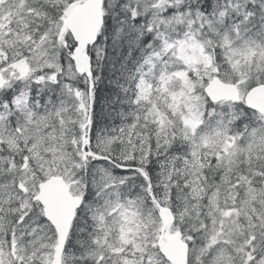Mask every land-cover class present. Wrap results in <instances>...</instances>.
<instances>
[{
	"label": "rangeland",
	"instance_id": "obj_1",
	"mask_svg": "<svg viewBox=\"0 0 264 264\" xmlns=\"http://www.w3.org/2000/svg\"><path fill=\"white\" fill-rule=\"evenodd\" d=\"M36 1L0 0V75L11 91L10 104L0 106L7 114L0 120V166L7 163L9 171L16 168L18 188L16 200L9 188L6 196L0 193L4 204L0 264L50 263L54 231L33 197L38 184L51 177L62 178L77 197L85 196L87 184L93 187L83 211L89 221L81 215L79 222L91 227L97 251H80V260L168 264L157 246L161 225L147 184L131 168L119 169L103 159L86 163L87 82L74 72L69 57L72 42L63 19L47 21L38 4L50 0ZM51 1L66 8L82 0ZM148 1L147 27L153 28L160 50L150 51L135 72L136 103L145 106L160 149L175 136L187 147L184 155L165 159L167 173L163 164L157 171L159 182L180 185L189 201L186 209L175 204L172 232L182 224L191 236L193 262L238 264L243 247L255 251L264 238V211L259 208L264 186V120L248 113L236 122L233 106L214 107L203 88L217 76L237 86L243 96L247 78L258 83L264 75V0H213L210 13L205 14L198 0L190 4V0ZM253 3L258 5V18L245 26ZM109 47L120 53L117 47ZM92 50L99 55L98 47ZM21 64L28 66L27 76L21 77L16 70ZM31 83L38 84V105L33 110L26 92ZM41 86L46 87L43 93ZM98 136L102 140L93 142V150L99 153L112 149L118 140L115 134L106 137L98 132ZM5 150L17 159L4 155ZM83 166L88 168L84 176ZM167 197L165 192V205ZM202 213L210 239L206 245L191 233ZM239 218L246 237L240 235ZM65 255L64 262L71 259Z\"/></svg>",
	"mask_w": 264,
	"mask_h": 264
},
{
	"label": "trees",
	"instance_id": "obj_2",
	"mask_svg": "<svg viewBox=\"0 0 264 264\" xmlns=\"http://www.w3.org/2000/svg\"><path fill=\"white\" fill-rule=\"evenodd\" d=\"M41 1L43 0H38V3ZM108 2L109 4L103 14L106 34L103 36L101 32L98 36L99 55L96 56V60L94 59L96 69L93 72L95 87L90 111V139L95 142L101 141L102 139L99 140L98 132H102L103 136L106 137L111 136V134L118 136V140L115 141L116 144L113 145V148H108L107 152H104L102 155L109 158L116 167L132 168L140 180H142V177L138 173V170L143 171L151 183L152 196L159 204L163 205L161 200H163L162 198L166 192V195H168L166 206L172 211L175 210V204L182 205L186 209L188 207H186V204L189 201L184 188L182 189L180 185L179 187L163 185L158 181L159 177L157 174V171H160L161 164L165 166L162 168L164 173L169 171L170 168H166L169 165L165 159L172 161L175 156L185 154L187 149L186 142L180 136H175L173 139H169L166 142L167 144L160 149L154 128L145 118L144 109L135 105L134 101L136 86L132 78L133 73L144 56L148 52L155 50L157 46V41L152 37L153 28H150L151 31H149L147 27L146 16L148 14L149 3L147 0H108ZM199 2L203 7V12H207V7L209 8L208 0H199ZM257 6V3H253L248 8L250 16L245 23L248 26L255 24L258 18ZM38 11H41L44 15L43 17L48 21L50 19L59 20L62 9L55 3L47 1L40 3V5L38 4ZM44 22L42 21L41 23ZM115 23L116 25H114ZM107 32L109 33V37L106 39ZM115 36L117 37L115 38ZM109 46L117 47L120 53H116L115 49L110 50ZM105 47H108L107 50ZM72 49L73 47L69 48V55ZM60 51H64V48L60 47ZM261 78V82L264 83V75ZM246 84L248 87H252L255 82L252 78L248 77ZM26 89L29 95V109L32 110L34 106L38 105V84L31 83L27 85ZM10 92L7 88L0 90V106L10 104ZM40 93H43V89L40 90ZM233 107L236 108L233 116L236 122H239L248 114V111L241 107L240 104H234ZM2 108L0 107V119L6 115ZM176 143L177 145H175ZM4 155L17 159V156L8 150H5ZM91 161V158H86V162L90 163ZM173 170H175V167H173ZM86 171L87 167H85L84 175L87 173ZM16 174L17 170L15 167L9 171L7 163L0 166V190L2 187L8 185L7 188L10 189L14 197L17 196L16 192H18L15 182L17 178ZM90 189H93V187L87 184L84 196L85 204L89 201L90 197H88V193H91ZM262 191L263 203L259 208H262L264 211V186L262 187ZM181 197L185 200H181ZM200 207L201 210L204 209L202 203ZM83 211L84 209H81L77 212V217L65 249L70 257L75 258H73V262L67 260L65 264H89L85 259L80 260V251L84 249H90L89 251H91L96 247L92 230L85 227V224L84 226H80L79 220L81 215H83ZM185 213L186 215L189 214L187 210ZM83 216L88 220L87 214ZM205 217L204 213L199 215L196 224H194L195 230L191 232L192 238L202 245L208 244L210 240ZM241 221L242 219L239 218L238 227L242 231L240 235L246 237L247 232L243 229ZM180 229L182 231V224L180 225ZM188 235L186 232L185 236ZM243 249L242 259L238 264H262L264 260V239L256 251H251L250 247H243ZM189 264L199 263L189 261Z\"/></svg>",
	"mask_w": 264,
	"mask_h": 264
},
{
	"label": "water",
	"instance_id": "obj_3",
	"mask_svg": "<svg viewBox=\"0 0 264 264\" xmlns=\"http://www.w3.org/2000/svg\"><path fill=\"white\" fill-rule=\"evenodd\" d=\"M102 1L85 0L81 7L70 5L63 16L65 26L69 30L77 47L73 54L75 71L80 75H86L91 79L90 59L83 55L86 46L94 45L96 37L102 26ZM20 73L25 75L26 68L19 67ZM3 81L0 77V87ZM206 94L214 103L228 100L237 101L238 92L235 87L227 86L214 80L205 89ZM247 108L257 111L264 116V86L250 90L245 96ZM39 195L35 200L43 207L44 217L50 222L56 232V247L51 264H61V256L65 247L71 223L76 209L81 204V199L70 196L68 187L61 179L51 178L49 181L39 185ZM156 211L162 224V232L158 246L162 255L170 264H187V245L181 241L179 233L169 235L168 231L174 222L169 209L160 208L156 205Z\"/></svg>",
	"mask_w": 264,
	"mask_h": 264
},
{
	"label": "bare ground",
	"instance_id": "obj_4",
	"mask_svg": "<svg viewBox=\"0 0 264 264\" xmlns=\"http://www.w3.org/2000/svg\"><path fill=\"white\" fill-rule=\"evenodd\" d=\"M95 62V61H94ZM97 78V77H96ZM95 87V86H94ZM100 140V139H99ZM180 144V143H179ZM175 145H177V143L175 144ZM182 145V144H181ZM92 148H93V145H92ZM152 148V147H151ZM182 148V147H181ZM85 149V148H84ZM178 149V148H177ZM86 150V149H85ZM101 150V149H100ZM93 152V151H92ZM101 152H102V150H101ZM107 152V151H106ZM94 153V152H93ZM167 153V152H166ZM103 154V153H102ZM111 154V153H110ZM169 157H172V156H169ZM168 158V157H167ZM86 241V240H85Z\"/></svg>",
	"mask_w": 264,
	"mask_h": 264
}]
</instances>
